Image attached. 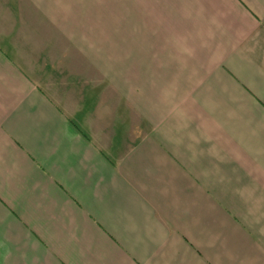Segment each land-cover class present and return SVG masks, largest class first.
I'll return each mask as SVG.
<instances>
[{"label":"crops","instance_id":"obj_1","mask_svg":"<svg viewBox=\"0 0 264 264\" xmlns=\"http://www.w3.org/2000/svg\"><path fill=\"white\" fill-rule=\"evenodd\" d=\"M0 264H264V0H0Z\"/></svg>","mask_w":264,"mask_h":264}]
</instances>
